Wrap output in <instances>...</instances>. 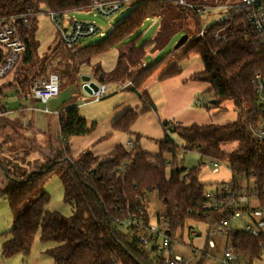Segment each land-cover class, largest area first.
Returning a JSON list of instances; mask_svg holds the SVG:
<instances>
[{
	"label": "trees",
	"instance_id": "trees-1",
	"mask_svg": "<svg viewBox=\"0 0 264 264\" xmlns=\"http://www.w3.org/2000/svg\"><path fill=\"white\" fill-rule=\"evenodd\" d=\"M216 1L197 0L196 3H186L213 7ZM168 2L170 1L136 0L133 4L138 3L137 6L99 44H80L72 49L67 48V53L63 56V69L66 68L67 74L71 73L78 78L83 66H89L101 53L118 48L114 69L107 72L96 65L92 73L93 79L116 88L131 82V86L124 91L138 92V88L167 59L144 68V45L140 47L134 41L129 42L131 35L146 20L156 17L164 22L160 23V30L151 41L155 43V48L167 45L176 37L178 39L187 33L182 30H169L165 23ZM174 3L185 14L184 18L191 15L200 22L189 7L178 4L177 0ZM91 5L92 0H0V17L31 13L32 20L44 11L60 14L83 11ZM226 18L227 20L207 28L203 36L197 35L188 41L189 47L181 58L160 78L166 80L179 75L182 72L181 60L189 58L192 53L198 56L202 70L192 80L207 83L210 87L195 99L201 96L204 98L205 102L201 107H204L211 118L209 125L184 126L180 123L163 122L165 138L160 143L158 155L142 150L137 137L134 142L130 141L132 147L121 144L106 155L95 156L91 152H85L72 160L69 140L87 135L89 126L87 120L80 116L77 107L66 106L57 113L61 137L56 142L57 152L53 158L47 159L44 168L36 169L35 166L36 171L24 172L23 177H15L7 164L0 160L7 179L6 187L0 190V198L8 200L11 211L16 215L9 238L2 245L4 258L17 254L29 256L36 237L40 234L42 242L56 244V247L47 252L54 264H165L155 249L145 250L139 243L143 229L127 228L123 225L133 216L144 218L147 225L152 223L147 205L151 193H156V200L165 207L168 233L174 240L178 233L183 238L186 234L190 236L194 231L197 232L193 222L202 225L203 227L198 228L207 232L210 225L221 219L217 212L208 213L202 210L209 184L199 181L197 169L186 170L175 166L177 155L182 151L195 150L212 163L228 164L232 172L231 181L244 176L249 183L255 184L259 204L264 208V141H260L255 134L257 130L264 129L260 121L261 118L264 120V106L258 104L255 91L256 77L261 75L264 79V41L258 39V35L247 22L245 9L230 7ZM20 29L26 44V53L21 64L15 68L12 80L0 86V121H8L10 128L14 124L12 129L17 137L22 135L19 133L22 120L11 121L3 117L8 113L4 102L6 92L16 90L17 95L31 98L34 102L36 100L30 90L32 82L53 74H47L45 67L38 68L40 61L36 53L37 45L32 41V26L30 29ZM4 58L5 52L0 49V65ZM209 94H212L211 98L206 97ZM140 98L144 111H148L151 108V99L146 93L140 95ZM227 103L231 104L236 119L228 123H215L213 118L228 110ZM137 120V113L128 110L113 123L112 129L128 137L133 136L131 129ZM25 125L32 126L29 121ZM172 137L178 139L180 144L174 143ZM232 144L237 145L236 149H224ZM167 155H172V161L167 160ZM40 164H43L42 161L37 160L35 165ZM62 165L65 166L62 177L64 199L73 205L72 216L65 217L58 212L46 210L50 197L45 192L19 214L21 206L41 189L48 175ZM169 166L172 171L167 176L166 170ZM228 242L240 259L248 264L260 260L264 253V231L259 236L237 231L229 235ZM185 245L191 248L195 256H201L198 264H203L208 259L211 250L207 239L202 249L191 244Z\"/></svg>",
	"mask_w": 264,
	"mask_h": 264
},
{
	"label": "rangeland",
	"instance_id": "rangeland-1",
	"mask_svg": "<svg viewBox=\"0 0 264 264\" xmlns=\"http://www.w3.org/2000/svg\"><path fill=\"white\" fill-rule=\"evenodd\" d=\"M168 1H170L168 2L169 10L165 17V23L169 26V30L185 31L189 34L188 41H191L198 35L197 32L199 30H206L215 23L222 21L228 14V9L234 4L240 3L242 0H217L213 7H208V14L202 17L200 22L194 16L192 17L188 14L187 18H184L185 14L174 3L176 0ZM186 1L190 3L197 2V0ZM137 4L138 3L128 5L121 12L108 18L98 14L90 8L83 11H72L65 15L61 23L64 25V28L70 29L72 27L70 24L71 20L96 24L100 31L105 33V36L101 37L100 34H97L83 40L80 46L97 45L113 31L115 26L122 21V19L130 14ZM31 22L32 29L30 32L32 33V41L37 45L36 53L40 61L38 63V68L45 67V72L47 74L55 73L60 76V95L51 99L48 104H43L37 100L32 102L29 98L20 99L18 101L15 90L6 92L4 102L7 109L18 110L16 111V115L18 116L22 109V113H26L24 117L19 116L22 120V127H19V133L22 134L20 137L15 136V132L12 129L14 124H11L12 128H10L9 125L8 129H5V126H3L0 131V160L4 164H7L9 171L12 172L15 177H23L24 172L42 169L47 164V159L53 158L54 154L57 152L55 149L58 148L56 142L61 139L57 113L62 111V108L66 106L77 107L80 116L88 121L89 126V133L87 135L74 137L69 140L72 160H76L85 152H91L95 156L106 155L113 148L121 144L127 145L130 141L134 142L138 135L134 134L128 137V135H124L123 133L115 132L112 129L113 124H110L112 118L118 116L124 109H133L132 111H135L138 115V122L135 125L136 128L134 131L143 137L140 143L145 152L151 155H158L160 143L165 138V132L160 121L154 118L153 115L151 116L152 113L144 111V104L139 95V93L143 94V85L138 88L139 93L137 91L132 92L127 90L119 91L116 87L111 86L108 95L100 101H95V99L84 90L85 82L82 79V75H92L93 69L97 67L96 65L101 66L105 71L113 70L118 58V48H111L95 57L89 66L85 65L81 68V74L76 78L72 76L71 73L67 74L66 68L63 69L65 66L63 56L67 53V48L62 42L60 31L52 22L48 12L44 11L40 13L37 17H34ZM163 22L164 21H161L158 17L148 19L129 38V42L134 41L137 46L141 47L144 45L145 57L143 61L148 67L159 64L164 59H167V61L163 64V67H167L168 65L171 66L174 64L173 62L175 60L181 58L182 54L189 47V44L185 43L183 46L176 48L178 41L186 34L185 33L167 45H161L162 47L159 46L155 48V43L151 41L154 39L158 30H160V23ZM173 57L174 59L171 60ZM21 61L22 58L17 63L16 68L21 64ZM195 61L201 63L199 57L192 53L189 58L181 60V67L184 69L192 65ZM138 70H136V72ZM14 73L15 71H12L6 78L1 79L0 85L8 84L12 80ZM123 85L125 84L119 86ZM150 96L152 99L154 98L152 95ZM206 97L211 98L212 94ZM227 107L228 110L216 116L215 119L213 118L215 123H228L236 119L231 104L227 103ZM24 108H27L30 112H25L26 110ZM193 108L199 112V115L210 117L204 107L194 106ZM25 121L31 122L32 126H26ZM260 121L264 126V120L261 118ZM172 140L174 143L180 144L178 139L173 138ZM236 147V144H232L226 146L224 149L226 151H232L236 149ZM166 158L169 161L173 159L172 155H167ZM37 160H41L43 164L35 165ZM35 166H37L36 169ZM175 166L179 169L185 168L186 170L197 169L199 181L205 185L209 184L207 190H214L217 188V184L232 180V172L228 164H219L218 172H213L214 166L212 161L195 150L180 152L177 155ZM64 167L65 166L62 165L48 175L41 189L21 206L19 214L22 213L31 202L39 197V195L45 192L50 197V202L46 206V210L58 212L65 217L72 216L73 205L66 202L64 199L65 188L62 180L65 173ZM2 169L3 167L0 166V184L5 188L7 179ZM171 171L172 167L169 166L166 170L167 176H170ZM147 205L152 223L157 224L159 221L158 215L160 214L162 216L165 214L164 205L156 200V193H151L149 195ZM15 218L16 215L11 211L8 200L0 198V249L2 241L4 242L9 238V229ZM234 227L238 229L237 221L234 222ZM178 234L179 235L176 236L177 239L173 242V252L186 258L189 264H198L201 261V256H194L190 248L182 241L186 240V235L181 238V233ZM39 235L40 234L36 237L32 248L33 251L30 256L37 251L43 252L44 255L48 257L47 252L56 247V244L54 242H42ZM218 239L219 238L216 239V242L221 243L219 250L209 251V257L203 264H220V258L223 256V252L226 248V242L224 239H221V241H218ZM220 250L222 253H219ZM14 259L15 258L12 257L4 258L0 252V264H15ZM238 264H248V262L241 261ZM253 264H264V253L262 258L256 260Z\"/></svg>",
	"mask_w": 264,
	"mask_h": 264
},
{
	"label": "built area",
	"instance_id": "built-area-1",
	"mask_svg": "<svg viewBox=\"0 0 264 264\" xmlns=\"http://www.w3.org/2000/svg\"><path fill=\"white\" fill-rule=\"evenodd\" d=\"M136 0H92L90 9L96 11L104 17H111L121 12L126 6L132 5ZM178 4L189 7L201 21V18L208 14V7L187 4L185 0H177ZM234 9H245L247 13V22L258 35V39L264 41V0H242L233 6ZM69 12L56 14L48 12L52 22L62 35V42L68 49H72L82 44L83 40L105 33L94 23L78 22L71 20V29L64 28L62 20ZM31 13L14 14L0 17V49L5 52V58L0 65V80L6 78L15 70L17 63L26 53V44L20 32V28L30 29L32 26ZM227 17V15H226ZM224 17L222 21L227 20ZM207 30V29H206ZM206 30L201 29L198 36H203ZM146 63L143 67L146 68ZM98 89L92 91L91 96L95 101H100L108 95L109 85H103L95 80ZM131 82L123 86H118L119 91H124L131 86ZM257 102L264 106V79L261 75L256 77ZM31 95L33 99L43 104L57 97L60 93V78L57 74H50L48 78L40 77L35 79L31 86ZM204 98L201 96L195 99V106L201 107L204 104ZM256 136L260 141H264V129L256 131ZM132 147V142L127 143ZM213 172H218L219 164L213 163ZM253 183H249L243 176L237 180L217 184L214 190H207L202 203V210L208 213L217 212L221 219L219 222L210 225L206 234L207 244L210 250H219L221 243H217V238H222L226 242V248L223 256L220 258L221 264H238L242 261L228 242L229 235L237 231H243L252 236H259L264 231V208L259 204L258 191ZM238 223V229L234 227V222ZM241 224V226H240ZM124 227L141 228L144 230L139 237V243L146 249H155L165 264H189V262L180 254L173 252L172 243L175 241L168 233V221L165 215L159 216L157 224L150 225L144 218L133 216L123 223ZM219 253H222L220 250Z\"/></svg>",
	"mask_w": 264,
	"mask_h": 264
},
{
	"label": "crops",
	"instance_id": "crops-1",
	"mask_svg": "<svg viewBox=\"0 0 264 264\" xmlns=\"http://www.w3.org/2000/svg\"><path fill=\"white\" fill-rule=\"evenodd\" d=\"M188 36H189V34H188ZM176 39H177V37L174 40H176ZM173 59H174V57L171 60H173ZM175 61L173 63H175ZM181 66H182V64H181ZM169 67H170L169 65L167 67L162 66L157 72H155L152 75V77L143 85V89H144L143 94L139 93V95H144L146 93L149 96V98L151 99V102H152L151 106H150L151 108L148 110V112L152 113L151 116L153 115L154 118L158 119L160 121L161 125L163 124V122L180 123L184 126L209 125L211 123V118L206 117L205 115H203V116L199 115V112L193 108L195 106V98L198 95L204 94L210 87L207 83L197 82V81L192 80V77L196 73H198L202 70L201 63H199V61H195L192 65H189L184 69L181 67L182 72L179 75L172 77V78H169V79H166V80H161L160 78L168 70ZM107 72H109V71H107ZM90 77L92 78V80H94L92 75H90ZM0 86H2V85H0ZM149 92H150V95H152L154 97L153 99L149 95ZM59 95H60V93H59ZM16 97H17L18 101L20 99H27V98H22V95L19 96V95H17V93H16ZM29 99L31 100V98H29ZM67 107H69V106H67ZM24 109H27V108H24ZM128 110H133V109L122 110L118 114V116H114L112 118L110 124L112 125L120 117V115H122V113L124 114ZM7 111H8V113L4 114L3 117H5L11 121L20 119V117H24V115L26 114L25 112H27V113L30 112L29 110H26L24 112L25 114L21 115V113L23 111V109H22L21 112L19 113V116H20L19 117L18 115H16V111H18V110H10V109L8 110L7 109ZM7 122L8 121L0 123V131L2 130L3 126H5V129L6 128L8 129V126L10 124H8ZM137 122H138V120H137ZM136 123H135V125H136ZM25 124H27V121H25ZM135 125L131 129L132 133H133V135L134 134L138 135L137 137H139V139L142 140L143 137L134 131L136 128ZM124 135H126V134H124ZM71 139H73V138H71ZM140 140H139V142H140ZM140 146H141L142 150H144L141 143H140ZM3 188H4V186H2V184H0V190H3ZM192 225L196 226L197 232L194 231L192 233V235H190V236H188L186 234V240H184V241L186 244H191L193 247H196L198 249H202L206 243V234H205L206 231H203L204 229H202V228L201 229L198 228V226L203 227L202 225H199L198 223L193 222ZM12 226H13V224L11 225V228H12ZM11 228L9 229V231L11 230ZM221 239L219 238L218 241H221ZM7 240H5V241H7ZM4 242L2 241V245ZM2 245H1V249H0L1 253H2ZM190 250H191V248H190ZM32 251H31V253H32ZM29 256L17 254V255H15V257L13 256L12 258H15L14 259L15 264H54L53 259L49 255H48V257H46L43 252H37L36 251V253L32 254V256H30V257ZM189 257H191V256H189Z\"/></svg>",
	"mask_w": 264,
	"mask_h": 264
},
{
	"label": "water",
	"instance_id": "water-1",
	"mask_svg": "<svg viewBox=\"0 0 264 264\" xmlns=\"http://www.w3.org/2000/svg\"><path fill=\"white\" fill-rule=\"evenodd\" d=\"M188 38H189L188 34H185L184 36H182L180 40L178 41L176 48H179L183 46L185 43H187ZM82 79L85 82L84 90L90 95L92 94V91H96L98 89V84L92 81V78L90 76L82 75Z\"/></svg>",
	"mask_w": 264,
	"mask_h": 264
}]
</instances>
